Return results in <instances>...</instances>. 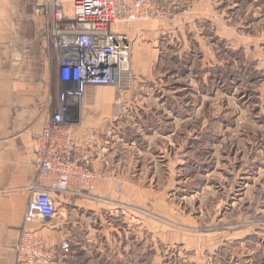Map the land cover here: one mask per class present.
I'll return each instance as SVG.
<instances>
[{
    "label": "rangeland",
    "instance_id": "1",
    "mask_svg": "<svg viewBox=\"0 0 264 264\" xmlns=\"http://www.w3.org/2000/svg\"><path fill=\"white\" fill-rule=\"evenodd\" d=\"M40 1H32L33 11ZM164 1L187 10L192 4ZM216 1V12L231 31L199 24V32L187 35V45H160L163 58L149 66L145 80L137 81L130 68L121 89L135 82L153 85L164 109L188 103L183 112L190 138L183 151L178 142L158 140L156 157L141 159L140 189L125 196L138 201L135 213L142 219L133 223L140 227L138 235L131 236V222L125 221L76 235L73 247L92 248L89 264H106L102 252L108 264H117L111 250L124 241L123 232L133 250L129 264H264V0ZM201 36L206 45H198ZM44 40L52 71L56 62L46 31ZM134 54L130 50L131 59ZM36 226L30 231L40 236L51 222Z\"/></svg>",
    "mask_w": 264,
    "mask_h": 264
},
{
    "label": "crops",
    "instance_id": "2",
    "mask_svg": "<svg viewBox=\"0 0 264 264\" xmlns=\"http://www.w3.org/2000/svg\"><path fill=\"white\" fill-rule=\"evenodd\" d=\"M32 1L0 0V264H21L14 252L20 233L39 229L37 222L24 224L23 216L29 191L38 181L34 168L35 138L52 113L47 100L57 94V70L54 67L51 71L46 54V23L33 11ZM176 1L192 4L186 14H177L169 24L155 20L112 26L114 32L126 35L131 43L135 60L130 58V74L137 81L145 80L149 66L163 58L160 45H174L177 41L187 45V35L199 32L197 25L217 32L231 31L216 12V0ZM65 8L70 14V6ZM204 41L201 36L198 45H206ZM142 61L144 65L139 64ZM157 94L155 86L139 82L131 89L87 87L71 132L74 141L89 152L97 179L89 192L78 193L71 186L69 191L51 193L56 214L51 226L39 235L49 237L54 245L66 240L71 244L70 256L58 264H89L86 255L92 254V248L72 245L80 232L94 233L96 227L110 229L114 221H125L131 222V236L139 234L140 227L133 226L142 219L135 213L138 201H126L125 196L140 189L141 159L156 157L158 140L170 146L178 142L183 151L190 138L188 113L183 112H187L188 103L164 109ZM170 110L180 112L174 115ZM162 123L166 127L161 128ZM108 173H114L116 179L108 181ZM114 232L122 237L118 228ZM123 234L125 242L111 250V258H116L117 264H129L127 260L133 256L132 247L126 244L128 233ZM100 256H105V263H109L107 254L102 252Z\"/></svg>",
    "mask_w": 264,
    "mask_h": 264
},
{
    "label": "built area",
    "instance_id": "3",
    "mask_svg": "<svg viewBox=\"0 0 264 264\" xmlns=\"http://www.w3.org/2000/svg\"><path fill=\"white\" fill-rule=\"evenodd\" d=\"M66 5L71 7L69 16ZM35 9L46 23L56 62L57 94L47 100L52 113L35 138L38 181L29 191L24 224L49 223L54 218L51 193L69 191L71 186L78 193L93 189L97 176L89 152L74 141L71 126L87 87L121 89L130 73L131 43L112 26L155 20L171 23L177 14L188 12L164 0H41ZM70 249L67 241L50 247L40 236L23 230L14 252L21 264H58L68 259Z\"/></svg>",
    "mask_w": 264,
    "mask_h": 264
}]
</instances>
